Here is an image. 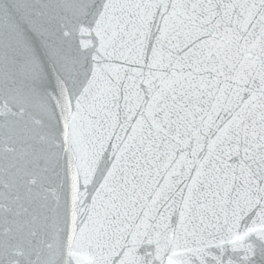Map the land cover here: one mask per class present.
Here are the masks:
<instances>
[{"label": "snow or ice", "instance_id": "6c2138e0", "mask_svg": "<svg viewBox=\"0 0 264 264\" xmlns=\"http://www.w3.org/2000/svg\"><path fill=\"white\" fill-rule=\"evenodd\" d=\"M0 264H264V0H0Z\"/></svg>", "mask_w": 264, "mask_h": 264}]
</instances>
